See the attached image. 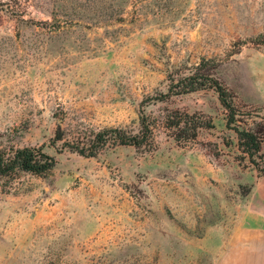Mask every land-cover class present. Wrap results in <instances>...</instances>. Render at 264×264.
<instances>
[{"label":"rangeland","instance_id":"374dc122","mask_svg":"<svg viewBox=\"0 0 264 264\" xmlns=\"http://www.w3.org/2000/svg\"><path fill=\"white\" fill-rule=\"evenodd\" d=\"M141 115L148 144L71 149ZM11 147L55 163L0 193V264H264V0H0Z\"/></svg>","mask_w":264,"mask_h":264},{"label":"trees","instance_id":"16d2710c","mask_svg":"<svg viewBox=\"0 0 264 264\" xmlns=\"http://www.w3.org/2000/svg\"><path fill=\"white\" fill-rule=\"evenodd\" d=\"M183 81L180 82L179 91L187 93L205 85L211 86L218 93L222 105L227 110L231 109L224 99L225 91L218 81H197L195 75L187 77ZM171 124L170 128H175L178 132L191 125L192 138L196 136L198 125L193 116L178 117ZM139 125L140 131L137 134L128 133L121 128H106L98 132H91L82 147H73L71 149L80 155L92 157L108 145L140 147L150 142L151 133L149 127L145 125V118L142 115L140 116ZM236 133L238 134L241 147L245 146L248 149L252 146V148L258 150L259 146L257 144L254 145L255 137L253 132L236 131ZM54 163V158L45 153L42 148L11 147L9 149H0V193H9L13 189V182L20 174L42 176L53 168Z\"/></svg>","mask_w":264,"mask_h":264},{"label":"crops","instance_id":"0c3cea01","mask_svg":"<svg viewBox=\"0 0 264 264\" xmlns=\"http://www.w3.org/2000/svg\"><path fill=\"white\" fill-rule=\"evenodd\" d=\"M262 180H264V179H262ZM262 220H264V219H262ZM242 226L244 227V218L242 219Z\"/></svg>","mask_w":264,"mask_h":264}]
</instances>
